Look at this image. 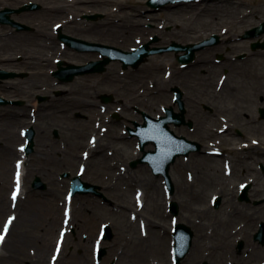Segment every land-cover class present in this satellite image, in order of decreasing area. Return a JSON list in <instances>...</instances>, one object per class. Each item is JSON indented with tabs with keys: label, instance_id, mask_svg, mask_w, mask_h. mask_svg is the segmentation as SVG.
I'll use <instances>...</instances> for the list:
<instances>
[{
	"label": "flooded vegetation",
	"instance_id": "af4514ba",
	"mask_svg": "<svg viewBox=\"0 0 264 264\" xmlns=\"http://www.w3.org/2000/svg\"><path fill=\"white\" fill-rule=\"evenodd\" d=\"M3 3L7 13H0V96L22 100L23 103L0 105V111L5 114L0 120L23 111L30 115L27 117L32 121L29 126L35 130L31 152L24 144V131L22 135L15 136L21 141L13 145L19 146L22 142L21 152L15 156H23L25 161L29 157L35 160L41 175L47 173L44 170L55 172L53 164L87 162L86 174L95 180L103 177L102 172L107 174L106 178H116L112 183L106 181L103 189L120 192L125 173H130L128 169L131 168L130 161L127 168L124 163L126 151L132 145L130 141L128 145L123 141L124 112L128 106L124 93L118 89H111L112 92L101 90L103 81L109 77V69L116 75L117 65L122 70L124 67L119 61H113L101 73L78 75L72 81L60 78L55 72L67 68L69 63L85 65L107 59L109 55L80 50L61 39V34L73 35L72 32L78 30L71 25L76 21L72 13H68L67 18L61 17L64 12L41 13L43 6L38 0H5ZM31 4L38 6L21 10ZM253 27L248 26L233 39L228 37L229 40L219 34V42L195 53L193 61L201 53L221 48L225 41L230 56L237 60L234 63L243 66L239 74L231 73L229 67H221L232 75L220 74L215 82L216 89L211 93L208 90L200 92L204 88L203 80L184 81L186 92L179 86L180 100L176 99V85L171 87V103L166 107L182 111L185 122L179 127L185 126L187 134L180 135L184 138V151L190 152L176 158L169 170L170 179H164L163 187L168 194L180 195L186 219L182 223L192 232V242L188 250H175L174 226H170L167 230L169 259L166 254L167 262L170 261L167 264H264V75L260 65L253 74L247 64L253 57L264 59V36L247 44L245 35ZM80 28L85 30L84 26ZM104 35L108 33L100 34L101 38L94 42L108 43ZM112 38L119 39L116 36ZM190 43L193 42L182 44ZM256 43L261 46L254 49ZM242 47L249 48V52H237ZM213 56L212 59L219 63L226 58L222 52H215ZM2 72L7 73L4 75ZM23 80L32 82L30 90L23 89ZM41 81L45 84L42 87ZM191 82L197 89L195 96L187 92ZM234 98L238 104L232 105L229 102ZM200 100H207L209 104L206 105L210 106L201 105ZM43 115L47 118L42 124H37ZM219 123L222 126L211 127ZM209 130L214 131L211 134ZM229 130H237V136L242 139H231L234 144H243L238 147L239 155L236 153L233 158L215 144L205 149L204 136L228 135ZM242 130L246 133L243 134ZM257 136H262V139L258 138L263 141L255 139ZM134 137L129 133V138ZM10 140L0 141V161L12 156ZM192 155L197 169L186 170L185 176L177 171L179 175L175 180L171 168L181 157L188 161ZM215 157H224L222 167L216 164ZM200 158L205 159L200 161ZM43 160L49 161L43 163ZM75 163L71 165L76 168ZM209 163H214L215 167ZM1 187L5 191L4 186ZM187 193L192 194L191 198L185 196ZM177 253L181 256L178 263L175 259Z\"/></svg>",
	"mask_w": 264,
	"mask_h": 264
},
{
	"label": "rangeland",
	"instance_id": "374dc122",
	"mask_svg": "<svg viewBox=\"0 0 264 264\" xmlns=\"http://www.w3.org/2000/svg\"><path fill=\"white\" fill-rule=\"evenodd\" d=\"M40 3L42 0H38ZM121 1V0H119ZM242 1V0H237ZM245 5H241L240 8L228 10L226 6H221L219 8L220 13H197V10H194L192 12L186 13V11H183L181 9H178V13H172L171 11L169 13H162L163 10H166V6H173V4H177L180 2H171L168 3L165 7H162V9L158 8L155 10L156 16L153 17L152 14L149 13V11L146 10V8L150 7L147 5V0H140V7H142L141 13H132L133 10L129 7L127 12L134 15L133 19H141L143 15L144 17V32L141 31L139 34H134L131 37H125L122 33H116L111 34L107 31L106 28H110L109 23L118 22V26H120V15L121 13L113 12V13H107L108 11H112L114 8L113 3L108 4V2L105 4L103 0L96 1L95 3L91 1H87L86 4L83 6V11H78L77 9L80 8L79 5L75 3L74 0H72L70 3V6L63 11L64 13L61 15L63 18H67L68 13H72L75 15L74 20L75 25L71 24L73 27H77V31H73V35L85 38L86 40L90 41H96L101 38L100 34L107 32L108 35H104L107 42L111 44H115L117 46H120L124 49H130L132 47H138L140 44H143L150 40V38L158 37V41L154 44L156 45H168L172 41H177L179 43H189V42H196L200 41L202 39L210 37L212 34H220L222 37L227 38L226 40H229L230 38H234L236 35L241 34L244 29L248 28V26H254L258 25L260 22L264 21V0H243ZM183 2H189V1H183ZM193 2H198L199 4H216L217 0H196ZM42 4V3H41ZM137 4L136 1L130 0L128 1L129 6H134ZM146 7V8H145ZM3 8L1 5L0 9ZM230 9V8H229ZM41 13H52L51 11L41 10ZM249 12L251 13H243V12ZM145 12V13H144ZM55 13V12H54ZM95 13H101L102 17L98 18L97 20H87L83 19V15L85 14H95ZM146 15L149 17H146ZM151 15V16H150ZM80 26H84L85 30L80 28ZM109 26V27H108ZM101 28V29H98ZM187 28H189L187 30ZM102 30V32H100ZM87 31V32H86ZM226 31V32H224ZM116 36L117 39H113L112 37ZM228 37H230L228 39ZM141 39V40H140ZM256 38L247 39V44H249L252 41H255ZM230 44V43H229ZM246 44V45H247ZM222 47L215 50H209L206 53L202 54L199 59L198 56L196 57V60L192 63L194 64L196 61H204L201 72H199L198 75H195V77H200L203 80L204 88L200 92L209 91L212 92L215 88V82L220 77V74L226 73L228 77H230L233 73L228 69H222V68H215L212 67V63H209V59H211L210 62H213L214 65H220L224 63L229 62H236L234 56L231 57L230 53L227 51L229 49L228 43L224 41L221 45ZM231 46V45H230ZM248 46V45H247ZM226 47V49H225ZM249 52V48H239L237 52L241 51ZM204 50L203 52H205ZM215 52H222L225 54L226 58L220 62H214L212 59V56ZM172 53V52H171ZM165 52V53H159L155 55H151L148 57L146 62L142 63L138 67V71L135 72V82L133 84V89H126L123 86L122 79H128L130 77L128 74L130 71V68L126 70H121L119 64L117 65V74L115 76H112V71L108 73V79L106 78L105 81H103L104 87L101 91H108L112 92L111 89L116 90L118 89L121 91V93H124V99L127 102H130L132 98H135L136 100L133 102H130V108L126 107L124 112V126H134V121H138L140 123L144 122L143 118V111L150 114V116H157L158 114L164 115L163 107L168 106L171 103V85H179L184 91L186 92L185 85L183 84H169L170 81H161L157 79V77H164L171 75L170 69H173V65H168V61L174 62L176 65H178L177 60L175 59L173 53ZM157 57H154L156 56ZM155 58V62L159 63L156 65H150V67H147V63L150 62L151 59ZM214 58V56H213ZM198 59V60H197ZM228 59V60H226ZM248 67L250 70V73L255 74L256 68L258 65L262 67V76L264 75L263 67H264V59H258L256 57L251 58L247 61ZM246 64V65H247ZM111 66V65H110ZM109 66V67H110ZM116 66V65H115ZM155 67H158L157 70ZM137 70V69H136ZM227 72H223V71ZM236 73V72H234ZM107 77V76H106ZM175 77V76H174ZM115 79V80H114ZM193 75H186L179 78H174L172 81L175 83L180 81H188L192 80L194 81ZM18 83V82H16ZM15 83V84H16ZM23 89L25 91L31 89V83L29 80H23ZM43 81H41V87L45 84ZM41 87L39 89H41ZM244 87V84L242 86V89ZM65 89V88H64ZM187 92L190 94V96H195L197 89H195L194 84L192 87V82L188 84ZM140 96V97H138ZM199 98V97H198ZM25 99V98H24ZM200 99V98H199ZM130 100V101H129ZM200 104L203 106H210L206 105L209 104L207 100H200ZM232 105L238 104L237 98H234L231 102H229ZM190 111V110H189ZM5 114L0 111V117ZM30 116V115H28ZM4 117V116H3ZM8 119L0 120V141H6V139H10L12 141V146L16 147V145H13L14 143L20 142L21 139L15 138V136L20 135L19 131L22 126L25 125V122H18L17 120L12 121L11 117L8 115ZM45 115L40 117V119L36 122L37 124H42L43 120L46 119ZM30 121V119L28 118ZM222 121V120H221ZM27 123V122H26ZM61 123V121H60ZM221 123V122H220ZM218 124L217 126H211V127H220L221 124ZM113 129H115L114 126H112ZM176 130L178 134L185 135L187 134L184 127L179 126H172ZM120 131V129H119ZM214 131V130H213ZM237 130H229L228 135L226 133L223 134H215L214 136H204L205 137V149H209V147H213L212 144L220 146L221 148L225 149L226 153L228 155H232L233 158L235 154L239 155L240 153L238 151V147H242L243 144H234L232 143V138L241 139L240 136H237L236 134ZM112 132V131H111ZM243 134L246 133V130H242ZM257 136L255 139L259 141L263 137ZM131 139L132 145L129 148V151H126V157H125V166L127 168L128 161L131 159H136L138 157H141L143 155V152L138 148V141L136 138H129L125 134V145H128V141ZM264 142V141H263ZM10 143V142H9ZM252 144L253 147H256V145ZM146 150L154 149V145L152 143L148 144L145 147ZM201 153H206L204 151H201ZM243 153V152H241ZM236 155V156H237ZM217 158V165L222 167L223 166V160L222 158ZM239 158V156H238ZM205 158H200V161ZM49 161V160H48ZM48 161H42L43 163H46ZM37 162H31V169L33 170L32 175L24 182V190L28 193L27 195L34 197V203L36 206H33V209L28 206L29 197L25 196L23 198V201L20 203L18 200H13V189H14V176H13V165H12V159H8L6 161H0V200L2 199V196H4L6 201H8L5 206V209H0V231L2 229V226L6 222V218L9 215H13L15 212H20L21 208L22 211L25 210L27 214H31L34 220L32 221L31 225L33 228H35L34 232L30 235H27L26 237H22V247L21 250H25L27 254L33 253L35 250H37V245H39V239L43 235L44 231L46 229V225L48 224L49 219L51 218V215L53 212L55 214L58 212L59 220H61V223L57 224L58 231L53 237V249L51 250V259L49 260V264L53 263L55 256L57 253V246H63V238H58V236H63L64 234H67V240L69 238L70 241L68 243V246L66 250H63L64 257L69 258L71 253L76 250L77 257H75L76 262L79 264L82 262V260H88L91 264H151V262L162 261V255L159 254L153 247L149 248L145 251V253L140 252L138 255L137 250L140 247L138 244L139 241L134 239L135 232L139 237L147 236L149 237V241L151 245H155L157 242L156 240L153 242L151 238V230L148 229V218L150 220L157 221L158 226L154 228V230L157 229L156 233L153 234L152 237L157 239V237L161 236V234H165V227H170L171 220V214L168 213L167 208V201L168 197L165 194V190L163 188V176L155 177V175L152 173V170L148 164H139L137 168L134 171H131L129 168L128 170L130 173H125L124 178V185L120 192H114V191H107L103 189V185L105 186V182L108 181L109 183H112L113 181H116V178L109 177L106 178L107 174L102 172L103 177L101 179L95 180L93 177L89 176L88 174L84 173L83 179L85 181H89L92 183H96L100 186V193L101 195L97 194H78L76 196H73V210L75 211L74 215H76V223L74 225H69V221L72 218V215L68 213V208L71 206H68L71 204H67L66 201H68V198L70 196V188H71V182L69 178L62 177V173L68 172L70 175H74L78 168V163L76 164V168L71 165L70 163H64L62 165L60 164H53L52 169L55 170V172H50L49 170L47 173L43 175H38L37 170L34 168L33 165H35ZM72 163V162H71ZM200 163V162H198ZM41 164V162H40ZM190 164V165H188ZM211 167H215L214 163H209ZM197 162H193V155L190 157L188 161L181 157L177 163L174 165V167L171 168L172 176L176 180L178 177L177 171H181V175H186L185 171L188 169H197L196 167ZM38 166V163L37 165ZM42 166V164H41ZM74 167V168H73ZM103 169L99 168L101 171ZM8 175V177H7ZM38 176L43 181L44 187L43 188H35L33 187V182L35 177ZM71 178V177H70ZM186 179V178H185ZM150 180H155L157 182V185H148V182ZM186 181H188L186 179ZM2 186H4L5 191L2 189ZM142 191L145 195L147 193L146 203L144 201L139 202L138 200V193ZM154 197V199H158L160 205L159 208H155L152 206V202H149V194ZM32 194V195H31ZM174 199L178 203L179 206V212H178V219L180 222L186 221L185 216L183 213H185V209L182 207L181 204V197L179 194L174 193ZM188 198H191L192 194L187 193ZM32 199V198H31ZM31 201V200H30ZM52 201H54L55 209L52 206ZM18 203V205H16ZM20 205L21 208H18ZM127 205L131 206V208L125 210ZM31 208V209H30ZM59 208V209H57ZM42 209H47L48 212L45 213ZM58 210V211H57ZM167 216V217H165ZM183 216V217H182ZM47 217V219H45ZM193 219V218H192ZM44 220H46V223H44ZM104 224H109L112 228V231L114 233V236L110 240H101V233H102V227ZM141 229V231H140ZM145 229L147 230L145 232ZM122 230L125 232V234L122 232ZM133 236V237H132ZM146 237V236H145ZM80 241V245H75V242ZM11 243L6 244L3 249L2 253L0 254V264H32L27 261H23L24 256L21 254V260L13 259L11 262L5 261V256L3 254L7 253L12 247ZM100 243V244H99ZM97 244H99L102 247H105L106 253L102 257L101 261L97 260ZM159 246V244H158ZM61 248V247H60ZM169 243L166 242L164 253L167 254L169 259ZM136 254V255H135ZM135 255V256H134ZM48 260V259H47ZM46 260V261H47ZM170 261V260H169ZM168 261V262H169ZM45 264H48L45 263Z\"/></svg>",
	"mask_w": 264,
	"mask_h": 264
},
{
	"label": "bare ground",
	"instance_id": "6f19581e",
	"mask_svg": "<svg viewBox=\"0 0 264 264\" xmlns=\"http://www.w3.org/2000/svg\"><path fill=\"white\" fill-rule=\"evenodd\" d=\"M72 0H42V3H43V10H46V11H51L52 13H63V11H65L69 6H70V3ZM75 3L77 5H79L80 8H78L77 10L78 11H83V6L84 4L87 3V1H91L93 3H95L96 1H100V0H74ZM104 3L106 4L108 2V4H111L113 3L114 5V8L112 11H108L107 13H113V12H118V13H121V17L119 19V22H120V26L116 25L118 24V22H114V23H109L110 24V28H106L107 31L111 34H116V33H122L123 36L125 37H131L132 35L134 34H139V32L141 31H145L143 28H144V17L143 15L141 19H136L134 20L133 17L134 15L131 14V13H128L127 10L128 8L130 7L133 12L132 13H141L140 11H142V7H140V0H134L137 2V4L134 6H129L128 5V1L130 0H103ZM147 3V2H146ZM1 4H4L2 0H0V5ZM148 5V4H147ZM241 5H245L244 4V1H237V0H217V3L216 4H209V3H205V4H199L198 2H180V3H177L176 5L173 4V6H169L167 7L166 6V10H163L162 13H169L170 11L172 13H178L179 10L178 9H181L183 11H186V13L188 12H192L194 10H197V13H220L219 11V8L221 6H226V7H229L227 8V11L228 10H232L233 9H237L240 8ZM146 8V7H145ZM147 11H149V13H154L152 14L153 17L156 16L157 13H155V11L148 7L146 8ZM145 13V12H144ZM243 13H251V11L247 12H243ZM151 16V15H150ZM146 17H149V15ZM109 27V26H108ZM98 29H101V28H98ZM189 28H187L188 30ZM190 30V29H189ZM102 31V30H101ZM141 40V39H140ZM204 54V53H202ZM171 55V54H170ZM154 57H157L154 56ZM199 57H202V56H199ZM155 58L151 59L149 63H147V67H150V65H156V64H159V63H156ZM204 62L202 61H199V62H196L195 64L193 65H190L189 67H186L185 69L182 67V65L178 66L176 65L174 62H170L168 61V65H173V69H170L171 71V75H168V76H164L163 78L162 77H157V79L161 80V81H170L169 84H182L184 83V80L183 81H180V82H177L175 83L174 81H172V79L174 78H179V77H182V76H186L189 74L190 75H193L194 78H198L200 79V77H195V75H198L199 72H201V68H202V65ZM209 63H213V62H210V59H209ZM212 67H215L217 69L219 68H230L232 72H237L239 74V69L242 68V64L241 63H237L235 64L234 62H228V63H224V64H220V65H214V64H211ZM158 67H155V69L157 70ZM134 71H138V69H130L129 73L128 74L130 77H128V79H125L123 78L122 79V82L124 83L123 86L124 88L126 89H133V84H134V80H135V72ZM139 72V71H138ZM114 73V71H113ZM112 73V76H115L114 74ZM201 74V73H200ZM199 74V75H200ZM175 76V77H174ZM140 97V96H138ZM136 99L135 98H132V100L130 102H133L135 101ZM130 102H129V106H130ZM11 116V120L12 121H15L17 120V118L19 119H22L24 120L25 119V122L27 121V115L25 112L22 111L21 112H16V113H12ZM210 133L212 134L213 131L209 130ZM11 150V155L12 156H15L18 151L14 148V147H10L9 148ZM31 162L32 160L29 159L27 161H24V158L23 156H19L18 159H13L12 161V167H13V171L14 173L16 174V172L18 171L17 173V177L15 176V188L17 186H20L22 187V193L21 195L18 197V202L20 203L21 201H23V198L25 196H28L29 197V201H28V206L31 207L33 209V206H36L35 203H34V195L33 196H29L27 195L28 193L26 192V190H24V182L26 180H28V178L30 177V175H32V172L33 170L30 168L31 166ZM75 162H72L71 164H73ZM36 165V164H35ZM32 164V166H34V168L38 171V174L40 173L41 175V169H38L37 166H35ZM8 177V176H7ZM148 185H157V182L155 180H150L148 182ZM149 194V193H148ZM32 195V194H31ZM149 196V202L151 201L152 202V206L155 207V208H159L160 209V205L161 203H159L158 199H154V197H152L150 194L148 195ZM32 198V199H31ZM146 198H147V193L146 195L141 191L138 193V200L139 202L145 201L146 203ZM31 200V201H30ZM71 201V204L69 206H71V215H72V218L70 219L69 221V225H74V223H76V215H74L75 211L73 210V203H72V200L71 198H68V201L67 204ZM8 201H6V199H1L0 200V209H5V206ZM142 204V202H141ZM18 205V203L16 204ZM21 204H19L18 208H21L20 207ZM52 206L54 207L55 209V204H54V201H52ZM126 206V205H125ZM30 208V209H31ZM125 208V210L131 208V206L127 205L126 207H123ZM23 208H21L20 212H17L15 215H16V218L13 222H11V224L8 225V227L10 226V230L5 238V240L3 241V243L1 244L0 243V249H2L6 244L8 243H11L12 241H14V243L12 244V247L9 251H7V253L3 254V256H5V261H7L8 259V262H11L13 259H17L18 261L21 260L20 258L22 257L21 254L24 256V259L23 261H28L31 262L32 264H45L48 262L49 264V260L51 259V250L53 249V237L54 235L57 233L58 231V228L56 227L58 223H61L62 221L59 220V217H58V212L55 214V212H53V214L51 215V218L49 219L48 221V224L45 226L46 229L44 231V236L42 235L39 239V245H37V250H35L33 253L31 252L30 254H27L25 252V250H21L20 248L22 247V242H21V239L22 237H26L27 235H30L34 232L35 228L32 227L31 223L32 221L34 220V218L32 217V215L29 213L27 214L25 212V210H23L24 212H21ZM59 209V208H57ZM43 211H45V213L48 212L47 209H42ZM58 211V210H57ZM167 217V216H165ZM45 219H47V217H45ZM148 221V229L151 230V234L153 233H156L157 229L154 230V228H156V226L160 225L157 223V221L155 220H150L149 218L147 219ZM44 223H46V220H44ZM167 230V229H166ZM165 230V231H166ZM141 231V229H140ZM147 230H145L146 232ZM122 232L125 234V232L122 230ZM136 235H134V239L139 241L138 245L140 246L137 250V255L142 252V253H145L146 250H148L149 248L153 247L155 249V247L157 246L156 250L159 254L162 255V261H163V264H167V256H166V253H164V249H165V244L168 240V237H169V233L168 231L165 232V234H161V236L157 237V239H155L153 236V234L151 235V240L154 242L156 240V244L155 245H151L150 241H149V235L147 236V234H145V236H141L139 237L137 235V233L135 232ZM204 236L206 234H203ZM207 236V235H206ZM64 238V247L62 248V251L61 253L59 254V256H57V261L55 262V264H78L76 262V259L75 257H77V252L76 250L73 251L71 253V255L69 256V258H66L64 257V253H63V250L67 248L68 246V243L69 242H72L69 240H67V237L68 235L65 234L64 236H62ZM133 237V236H132ZM216 240H218V238H216ZM80 241L81 240H78L75 242V245H80ZM159 244V246H158ZM135 254V255H136ZM134 255V256H135ZM48 259V260H47ZM47 260V261H46ZM79 264H91L90 261L88 260H82L81 263Z\"/></svg>",
	"mask_w": 264,
	"mask_h": 264
},
{
	"label": "water",
	"instance_id": "95a60500",
	"mask_svg": "<svg viewBox=\"0 0 264 264\" xmlns=\"http://www.w3.org/2000/svg\"><path fill=\"white\" fill-rule=\"evenodd\" d=\"M168 1L169 0H148V4L153 6V7L156 6L158 8V7L166 4V2H168ZM262 32H264V22L259 27L254 29L251 33L249 32V36H254V35L262 33ZM78 41H80V40H78ZM202 44H204V43H202ZM106 48L117 49L122 55V59L125 62V67H128L129 64H132L133 66H138L140 63H142L146 60V57H148V55L156 53V52H162V51L166 50L165 48H158V47L151 48L150 43H146L145 45L140 47V49H136L133 52L124 51L122 49L112 47V46H106ZM173 48H179V47L173 46ZM190 48L191 47L188 46V49H190ZM183 58L187 60V56H185ZM183 58H181V60H184ZM188 58H190V57H188ZM145 118L148 122H147V124H144L143 126H141L142 131L140 132L142 148H144V146L150 140L155 139L156 144H157L158 148L160 149V146H163V143L161 141H164V138H165V132L164 131H165V129H167L166 118L162 117L161 119H158L157 120L158 125L155 128H152V126L150 125V123L152 122L150 117L145 114ZM157 152H155L153 154L156 155ZM150 154L151 153H146V156H144L142 159H140V161L141 162L152 161V159L150 158ZM164 156H165V154H159L158 153L157 156L155 157L156 158L155 160L158 163L164 164L165 163ZM164 168H165L164 170L167 169L166 163L164 165ZM76 181L78 183H77V186L74 187L73 194L76 192H81L82 194L88 193L92 190L91 188H88L89 184H87L86 182H82L79 179H76ZM175 208H176V205H175ZM105 234H106V236H105L106 239H112L113 232L109 226L106 227V233ZM105 253H106V249L103 248L101 250L100 257H102Z\"/></svg>",
	"mask_w": 264,
	"mask_h": 264
},
{
	"label": "snow or ice",
	"instance_id": "6c2138e0",
	"mask_svg": "<svg viewBox=\"0 0 264 264\" xmlns=\"http://www.w3.org/2000/svg\"><path fill=\"white\" fill-rule=\"evenodd\" d=\"M13 199H15V194H14V196H13ZM11 222H12V221H11V219H10V220L8 221V224L5 225V227H4V232H5V233H7V231H8V225L11 224ZM3 240H4V235H0V242H2Z\"/></svg>",
	"mask_w": 264,
	"mask_h": 264
}]
</instances>
